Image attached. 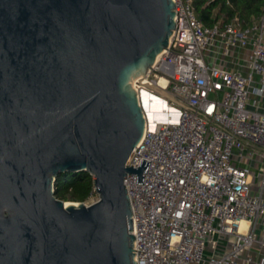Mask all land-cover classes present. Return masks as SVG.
<instances>
[{
    "label": "water",
    "instance_id": "95a60500",
    "mask_svg": "<svg viewBox=\"0 0 264 264\" xmlns=\"http://www.w3.org/2000/svg\"><path fill=\"white\" fill-rule=\"evenodd\" d=\"M175 29V0H0V264H137L126 164L142 95L180 104L147 80ZM64 172L98 200H59Z\"/></svg>",
    "mask_w": 264,
    "mask_h": 264
},
{
    "label": "built area",
    "instance_id": "2783aa9c",
    "mask_svg": "<svg viewBox=\"0 0 264 264\" xmlns=\"http://www.w3.org/2000/svg\"><path fill=\"white\" fill-rule=\"evenodd\" d=\"M175 2L170 47L147 80L163 78L180 104L146 116L126 164L150 161L143 185L125 179L136 262L264 264V7L249 25L222 15L208 27L193 0Z\"/></svg>",
    "mask_w": 264,
    "mask_h": 264
},
{
    "label": "trees",
    "instance_id": "16d2710c",
    "mask_svg": "<svg viewBox=\"0 0 264 264\" xmlns=\"http://www.w3.org/2000/svg\"><path fill=\"white\" fill-rule=\"evenodd\" d=\"M200 20L211 27L225 15L228 19L238 16L245 25L262 14L264 0H193ZM94 179L88 173L60 174L55 186V195L64 202L86 203L95 196Z\"/></svg>",
    "mask_w": 264,
    "mask_h": 264
},
{
    "label": "bare ground",
    "instance_id": "6f19581e",
    "mask_svg": "<svg viewBox=\"0 0 264 264\" xmlns=\"http://www.w3.org/2000/svg\"><path fill=\"white\" fill-rule=\"evenodd\" d=\"M164 84H165V80L161 78L158 82V86L163 88ZM142 99L144 101L147 110L149 109L148 113L151 120L159 117H164L167 111V105H165V102H163L160 99H151V97L147 93L142 95ZM245 224L246 223L244 221L241 223L242 228H244Z\"/></svg>",
    "mask_w": 264,
    "mask_h": 264
},
{
    "label": "rangeland",
    "instance_id": "374dc122",
    "mask_svg": "<svg viewBox=\"0 0 264 264\" xmlns=\"http://www.w3.org/2000/svg\"><path fill=\"white\" fill-rule=\"evenodd\" d=\"M152 80H154V75H152L151 78H150V81H152ZM141 104H142L143 107H144V110H145L146 116H147V115L149 116V113H148V112H149V109L147 110V108L145 107V104H144L143 99H141ZM148 108H149V107H148ZM163 118H164V117H159V118H155V119H157V120H163ZM97 200H98V196L95 194V196H93L92 198H90V199L86 202V204H87V205H91V204L95 203Z\"/></svg>",
    "mask_w": 264,
    "mask_h": 264
},
{
    "label": "crops",
    "instance_id": "0c3cea01",
    "mask_svg": "<svg viewBox=\"0 0 264 264\" xmlns=\"http://www.w3.org/2000/svg\"><path fill=\"white\" fill-rule=\"evenodd\" d=\"M220 63V62H219Z\"/></svg>",
    "mask_w": 264,
    "mask_h": 264
}]
</instances>
